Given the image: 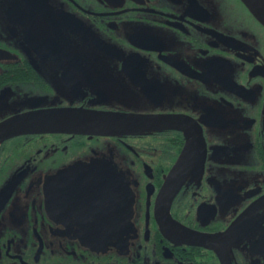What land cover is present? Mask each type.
<instances>
[{"label":"flooded vegetation","instance_id":"flooded-vegetation-1","mask_svg":"<svg viewBox=\"0 0 264 264\" xmlns=\"http://www.w3.org/2000/svg\"><path fill=\"white\" fill-rule=\"evenodd\" d=\"M42 112L55 130L0 138V264H264V25L241 0H0V125Z\"/></svg>","mask_w":264,"mask_h":264},{"label":"water","instance_id":"water-1","mask_svg":"<svg viewBox=\"0 0 264 264\" xmlns=\"http://www.w3.org/2000/svg\"><path fill=\"white\" fill-rule=\"evenodd\" d=\"M249 9V11L264 25V0H241ZM56 116L52 113L42 112L37 114H26L20 118H11L0 125V138L6 135L9 130L21 131L27 130L26 128H36L42 130H55L56 129ZM73 123L79 125V121L86 120L83 128L88 125L93 131L99 132H117L126 129H133L136 125L138 118L132 117H119L109 115H90L85 118L71 116ZM135 119V120H134ZM132 120L134 122L132 123ZM46 196L51 204L53 197V181H48L45 185ZM51 206V205H50Z\"/></svg>","mask_w":264,"mask_h":264}]
</instances>
